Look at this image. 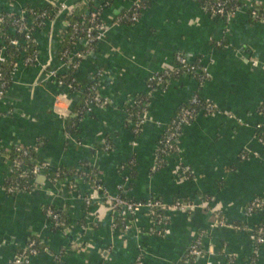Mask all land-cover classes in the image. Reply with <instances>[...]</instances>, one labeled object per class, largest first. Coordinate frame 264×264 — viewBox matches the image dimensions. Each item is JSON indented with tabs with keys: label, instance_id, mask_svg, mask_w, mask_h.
<instances>
[{
	"label": "crops",
	"instance_id": "0c3cea01",
	"mask_svg": "<svg viewBox=\"0 0 264 264\" xmlns=\"http://www.w3.org/2000/svg\"><path fill=\"white\" fill-rule=\"evenodd\" d=\"M59 1L0 0V15ZM134 1L115 0L103 10L106 37L79 71L84 92L95 74L105 72L100 93L110 105L82 117L78 136L68 137L70 118L62 115L72 111L74 99L58 103L59 114L55 98L63 91L52 82L42 83L43 75L60 65L56 52L67 23L66 14H60L54 26L37 36L42 66L20 67L16 84L8 89L0 109V140L7 149L22 145L35 150L55 168L90 165L111 195L166 204L191 201L203 208L170 214L162 226L142 211L127 219L131 231L122 234L126 221L117 223L96 190L91 192L89 179L79 183L95 197L89 208L76 192L39 179L43 187L38 191L8 194L9 167L0 159V264L22 254L30 239L45 247L33 264H55L52 254L61 250L65 264H135L139 249L146 253L144 264H185L198 240L203 254L191 264H228L232 255L238 264H264V246L254 255L247 233L212 228L216 220L211 213L221 211L231 225L264 226V210L260 216L246 215L252 201H264V24L247 10L227 20L207 14L195 0H147L138 23L115 25ZM253 1L264 7V0ZM178 55L197 72L149 90L151 79L176 67ZM205 70L209 77L203 79ZM142 95L150 97L151 106L148 123L135 136L127 109ZM196 95L220 114L203 115L185 127L180 151L161 161L167 128ZM49 206L67 213L65 231L47 219ZM86 225L91 228L83 235ZM80 237L83 249L72 252Z\"/></svg>",
	"mask_w": 264,
	"mask_h": 264
},
{
	"label": "built area",
	"instance_id": "2783aa9c",
	"mask_svg": "<svg viewBox=\"0 0 264 264\" xmlns=\"http://www.w3.org/2000/svg\"><path fill=\"white\" fill-rule=\"evenodd\" d=\"M12 2H16L18 0H10ZM67 1H72L73 5L68 6L66 4ZM207 1V0H203ZM233 1H237L241 4L240 7L234 6L232 3ZM63 2V3H62ZM108 5V4H107ZM90 7L91 15L89 22V29L79 30V27L75 26V36H81V32L86 34V39H84L85 44V51L78 53L73 57H70L69 52L66 51L63 53L60 59V65L56 68L50 69L45 75H43L42 83L52 82L58 88L65 89V91L56 97V109L58 110V103L62 100H65L69 103L71 100V95L68 93L70 91L75 90V86L77 85V79L71 78L65 79L64 77H60L68 68L72 69L73 71H80L82 61L94 51L93 44L97 42L99 44L103 39L106 37L105 25L101 21V16L103 13V4H98L96 0H60L59 2L52 4L53 8H58L60 14H66V16H72L73 13L77 9H82L83 7ZM207 14L217 16V17H224L227 20H232L237 13L241 11H249L251 18L258 21L261 24H264V7L260 5H256L253 0H208L205 6L201 7ZM145 10V4L142 0H135L133 5L126 11L119 15L115 20V25H122V24H136L139 22L140 16L142 12ZM56 20H51V13L49 11H43L41 13L36 11V8H25L21 12H4L0 15V33L4 31L2 28L3 25L9 26V34H17L22 35L24 37L22 40L20 39H12L7 43L5 40L0 39V109L4 105L5 100L7 99V92L10 87L15 85V77L20 69V67L25 68H33V67H41L42 60L41 55L38 50L37 44V36L40 32L45 30L48 26H54ZM69 27L68 22L66 23V29ZM65 29V31H66ZM66 33V32H65ZM65 33L61 38V44L65 39ZM76 38V37H75ZM34 45L36 49L33 48ZM9 46L18 49L20 54L23 56L22 60L7 57V51ZM78 59V61H76ZM66 61V62H65ZM76 61V62H75ZM177 65L171 69L165 70L162 74L155 76L151 79V83L149 84V90H153L154 87L157 85L159 88H165L168 86L173 77L179 74L184 75H191L195 74L198 69L189 65L184 55H178L176 57ZM5 63H12V71L9 74V78L5 75L4 64ZM106 76L104 71H99L95 74V77L92 80L91 85L88 86L86 89V98H85V105L82 110L84 114H91L96 109H106L110 105V101L107 98H104L101 93L100 89L102 86V82L104 77ZM209 75H206V70L202 78H207ZM39 85V82L37 83ZM72 101V100H71ZM204 107L202 110L198 108L203 105ZM134 106L139 105L136 100L132 101ZM150 107V103H148L141 112L137 115V120L135 122L132 121L133 114L130 115L129 122L133 126V132L136 135H139L143 130V127L148 123L147 114L148 109ZM1 114V110H0ZM220 111H217L214 105L204 102L198 95L194 96L191 99V102L188 106H185L180 109L179 113L177 114L176 118L170 123L169 127L166 130L165 138L160 143L159 154L160 158L161 155L163 158L161 160H166L167 157L171 156V154H176L180 151V147L178 145V140L180 138L181 132L191 123L196 121L199 117L203 115L213 116L219 115ZM264 114L261 112V115ZM71 111L67 112V115H62L65 120L71 117ZM262 128V125H258V130ZM69 138H72L69 134H67ZM262 141V139H259ZM76 141V139H74ZM77 142V141H76ZM133 145H137L136 141H133ZM81 145L80 142H77ZM0 148L4 150V154L0 155V159L4 161L8 167L9 171L12 173H20V176L23 179L33 177L36 181L32 182L30 185L31 190L28 192H24L19 187H5V191L8 194H21V193H31L33 191L40 190L43 186L37 183V179L43 177L45 180V184L49 183V185L57 186L62 188V190H69L72 192L75 191L76 187L82 181L89 179L90 175H87L84 171L77 169L73 178H66L64 182H60V178L64 175L61 172V169L56 170L55 179L54 181L49 180L50 175V168L53 167L50 161H41L40 163L35 164V161L30 156V149L24 147L22 145L15 146L13 148L7 149L3 146L2 141L0 140ZM16 150L17 153L20 154V157L14 159L13 161H9V152L11 150ZM110 148L107 146L105 151H108ZM245 157V156H244ZM243 157V158H244ZM30 158V165L25 163V159ZM9 161V162H8ZM9 181V180H8ZM7 181L6 185L9 184ZM94 187L96 193L100 195V200L108 207V211L111 213L113 217H118L124 219L126 223L123 225L122 234H127L131 231V221L127 222V219H135L139 213L142 211L147 212L150 217L157 222V224L162 226L163 221L167 216L170 214L176 213H189L194 212L197 209H202L203 205L193 203L191 201H177L173 204H166L161 201H154L149 200L145 202L141 201H131L128 199L123 198L121 195H111L106 191V188L99 185L98 182L94 181ZM121 190L123 187L120 188ZM76 196V195H75ZM78 200H81L86 204V207L89 208L92 206L95 197L91 195V197H84L82 195H78L76 197ZM49 206L46 210V217L50 221L53 227H61L66 230V223L63 220L62 213L53 210ZM264 210V201L261 199H255L252 201L248 207L246 208V215L251 218L255 216L256 212H262ZM65 211V210H63ZM211 213L215 216V223L212 225V228H226L240 233H247L250 236L251 241L254 244V255H258L259 249L264 246V227L254 225H244V228L238 227L237 225L229 224L226 219L221 214V211L214 209L211 210ZM64 221V222H63ZM130 222V223H129ZM91 226H83V235L89 230ZM82 236V235H81ZM41 243V242H40ZM84 241H82V237L77 239L76 243L72 244L71 251L78 252L79 250L83 249ZM139 255L136 259L135 264H144V260L146 257V253L144 249H139ZM43 251L39 250L37 247V242L33 239H30L27 246L24 248L22 254L16 255L9 264H33V261L36 257H38ZM45 252V251H44ZM46 252L47 249H46ZM65 251H59L53 255L55 264H65L64 262V255ZM203 254L202 250V242L198 240L195 242L189 250V258H197L201 257ZM213 254L211 251L210 255ZM233 260V261H232ZM237 255H232L231 264H238ZM189 264V263H187ZM213 264V263H209ZM230 264V262L228 263ZM251 264H258L256 260H254Z\"/></svg>",
	"mask_w": 264,
	"mask_h": 264
},
{
	"label": "trees",
	"instance_id": "16d2710c",
	"mask_svg": "<svg viewBox=\"0 0 264 264\" xmlns=\"http://www.w3.org/2000/svg\"><path fill=\"white\" fill-rule=\"evenodd\" d=\"M142 1H143L144 4H147V0H142ZM195 1L201 7H203V6H205V4H206V2L208 0L206 2L203 1V0H195ZM114 2H115V0H105L102 3L103 6H105V7H103V10L106 7L112 6L114 4ZM232 4L234 6H236V7H240L241 6V4L239 2H237V1H233ZM90 7L85 6L82 9H77L73 13L72 16H69V17L66 16V21L68 22L69 27L65 31L66 32L65 33V39L63 40L62 44L58 48V51L56 52V55H57L58 59H61V56L66 51H68L70 57H73V58H74V56L76 54L85 51V45H84V41L83 40L86 39V34L81 32V36H75L74 35V33H75V29L74 28H75V26H77V27H79L80 31L90 28L89 22H88V20L90 19L91 10H92V9H90ZM36 11L39 12V13H41L43 11H49L51 13V20L52 21H55V20L57 21V19L59 18V15H60V12L58 11V8H53L52 5H50V6L48 5L47 7H43V8H38V9H36ZM222 18H224V17H222ZM224 19H226V18H224ZM8 27L9 26L3 25L2 28L4 29V31L2 33H0V39L1 40H5L8 43L9 41H11L12 39H15V38L20 39V40H22L24 38V37H22V35L9 34V28ZM97 45H98L97 42L93 44L94 49L97 48ZM32 46H33V48L35 47L34 45H32ZM34 49H36V47ZM7 57L20 59V60H22V58H23V56L20 54L18 49H15V48H13L11 46H9V48H8ZM76 61H78V59H76ZM176 66H178V65H176ZM4 69H5L6 77L9 78V74L12 71V63H5L4 64ZM183 75L184 74L176 75V76L173 77V79L180 78ZM191 75H193V74H191ZM64 76H65L66 80L69 79V82L71 81V78L77 79V85L75 86V90L68 92L71 95V97L74 99L75 104L72 107V111H71L72 115H71L70 119L67 122V132H68V134L70 136H72V137H77L79 132H80L79 131V122H80L81 118L86 115V114L82 113V110H83L84 105H85V98H86L85 92L86 91L85 92L83 91V86L80 83L81 72L73 71L72 69L68 68L60 77L62 78ZM150 83H151V81L149 82V84ZM156 88H158L157 85L154 87V89H156ZM62 91L64 92L65 89H63ZM135 100H136L137 103H140V104L136 105V106L131 104L129 106V108L127 109V114H128L129 118H130L131 114L134 115L133 118H132L133 122H135L137 120V118H138L137 115H138L139 112H141V109H143V107H145L148 103H150V97L148 95H142L140 97H136V98L133 99V101H135ZM203 107H204V103L198 109L202 110ZM134 135L138 136L135 133H134ZM164 138H165V136H164ZM164 138H163V140H164ZM29 151H30L31 158L35 161V164L40 163L41 160L37 156L36 151L32 150V149H30ZM1 154H4V150L2 148H0V155ZM171 155H173V154H171ZM19 157H20V154L17 153L15 149L11 150L9 152V158H8L9 161H13L14 159H17ZM161 158H163L162 155H161ZM24 161H25V163L30 165V158L29 159H25ZM57 169H59V168H55V167H51L50 168V175H49V180L50 181L56 180L55 179V174H56V170ZM60 169H61V172L64 173V175L59 179L60 182H64L67 177L72 179L73 176L75 175L77 169H79L81 171H84L87 175H90L91 192H93L95 190L94 181L98 182L99 185L103 186V184L101 183V179L98 176V173L96 171H94L93 169H91L90 165L82 164L81 166L76 167V168L61 167ZM8 180H9L8 181L9 184L5 185L6 188L11 187V186L14 185V187H19L24 192L30 191L31 190L30 185H32L33 181H36L35 178H33V177H29V178L23 179L20 176V173H15V172L12 173V174L10 172ZM74 192L77 193V196L78 195H82L84 197H91V195H92L91 192H90L91 194L90 193L89 194L84 193L81 190V186H79V185L76 187ZM93 194H94V192H93ZM121 196L123 198H125V199L131 200L130 198H128V196L126 194H121ZM131 201H133V200H131ZM135 202H137V201H135ZM141 202H145V201H141ZM51 208L53 210L59 212V213L61 212L63 220L66 223L67 213H64V211H62L60 209H57L54 206L51 207ZM255 215L260 216L261 212L257 211ZM117 219H118L117 223L120 226L123 225L124 219L118 218V217H117ZM237 226L241 227V228H244V225H237ZM258 226H262V225H258ZM262 227H264V226H262ZM56 228L58 230H64V228H61V227H56ZM33 240H35L37 242V247H38L39 250H41V251L45 250V247L40 243V241L38 239H33ZM194 260H195V258L192 259V258H189V256H188L187 260H185V261H187L185 264H187V263L191 264L192 262H194ZM230 264H231V262H230Z\"/></svg>",
	"mask_w": 264,
	"mask_h": 264
},
{
	"label": "water",
	"instance_id": "95a60500",
	"mask_svg": "<svg viewBox=\"0 0 264 264\" xmlns=\"http://www.w3.org/2000/svg\"><path fill=\"white\" fill-rule=\"evenodd\" d=\"M39 180H42V181H44L45 179L43 178V177H40V178H38Z\"/></svg>",
	"mask_w": 264,
	"mask_h": 264
}]
</instances>
